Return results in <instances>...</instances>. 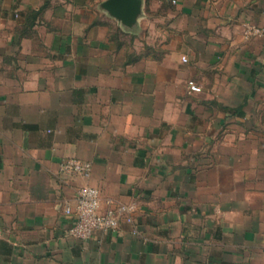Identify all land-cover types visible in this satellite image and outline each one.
<instances>
[{
	"label": "crops",
	"instance_id": "1",
	"mask_svg": "<svg viewBox=\"0 0 264 264\" xmlns=\"http://www.w3.org/2000/svg\"><path fill=\"white\" fill-rule=\"evenodd\" d=\"M106 1L0 0V264H264V0ZM86 185L134 222L71 238Z\"/></svg>",
	"mask_w": 264,
	"mask_h": 264
},
{
	"label": "built area",
	"instance_id": "2",
	"mask_svg": "<svg viewBox=\"0 0 264 264\" xmlns=\"http://www.w3.org/2000/svg\"><path fill=\"white\" fill-rule=\"evenodd\" d=\"M243 34L246 39L264 38V17L262 25L244 23ZM189 89L193 93L202 91L193 81L189 82ZM61 171L66 175L88 179L92 176L93 165L79 159H67L62 162ZM135 212L136 206L133 204H115L112 201L103 208L100 190L90 185L83 186L78 191L75 205L66 208V214L74 218L69 235L73 239L89 240L95 232L116 231L122 220L133 223Z\"/></svg>",
	"mask_w": 264,
	"mask_h": 264
},
{
	"label": "water",
	"instance_id": "3",
	"mask_svg": "<svg viewBox=\"0 0 264 264\" xmlns=\"http://www.w3.org/2000/svg\"><path fill=\"white\" fill-rule=\"evenodd\" d=\"M143 0H107L103 8L115 19L127 28H133L138 24L143 14Z\"/></svg>",
	"mask_w": 264,
	"mask_h": 264
}]
</instances>
